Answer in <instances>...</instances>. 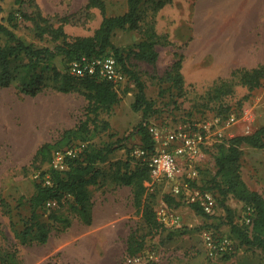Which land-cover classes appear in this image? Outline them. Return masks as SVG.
Returning <instances> with one entry per match:
<instances>
[{
	"label": "rangeland",
	"instance_id": "obj_1",
	"mask_svg": "<svg viewBox=\"0 0 264 264\" xmlns=\"http://www.w3.org/2000/svg\"><path fill=\"white\" fill-rule=\"evenodd\" d=\"M104 2L106 15L121 14L128 9L127 0ZM170 2L172 0L167 3ZM53 3L48 9L40 7L42 14L50 17L55 25L60 23L59 17H71V21L64 24L69 38L93 34L102 19L97 7L89 10H84V6L74 9L70 0ZM154 3L155 0H145L141 9L148 20L154 19L155 28L159 31L156 44L158 59L155 64L138 59L129 51L131 45L144 37L140 28L118 29L112 36L113 43L124 50L126 65L138 73L144 83L146 97L154 104L147 122L176 126L217 117L219 127L223 128L221 139L248 134L264 126V79L252 91L234 82L233 92L225 98V106L230 105L228 111L219 113L204 105L202 96L213 82L219 77L230 79V75H219L213 64L217 59L214 51L206 53L204 49L196 48L191 53L187 52V43L177 36L183 31H191L195 26L196 22L194 19L191 21L190 17L195 0H174L162 12L160 9L154 11ZM35 15L30 0H0V21L25 42L50 47L60 42L61 39L56 41L48 33H37L31 19ZM198 21L203 22L201 18ZM174 34L176 39L169 38V35L173 38ZM179 58L185 60L184 69L181 68L185 78L183 90L165 79L166 70ZM68 62L65 55H58L54 59V64L63 72H67ZM136 91V86L128 79L119 91L118 101L110 110L87 114V100L78 92H61L48 87L31 96L19 91L15 85L0 86L1 109L7 114L15 108L22 112L12 118L17 131L11 132L9 129L7 139L0 142V246L17 247L18 254L26 264H127L126 241L129 233L135 230L139 236L146 234L145 246L139 253L142 264H264L261 248L247 247L237 239H233L237 246L232 255L213 258L207 255L203 230L229 233L230 227L225 223L223 210L218 211L215 219L205 218L187 203H182L177 208L180 223L169 226L162 223L160 232L146 233L141 214L133 204L131 187L117 183L113 178L115 160L129 158L133 163L136 161L130 156V151L140 144V138L138 134L129 133L142 120V111L133 107ZM245 95L248 97L244 98ZM87 115L91 118V127L93 119L99 124L98 132L92 138L95 145L128 136L123 147L111 153L108 161L98 164V181L89 186L96 211L99 215L108 213V221L88 226L77 217L70 203L66 202L56 207V211L71 219L69 227L64 230L53 228L44 244H20L16 232L22 228L23 219L30 213L28 204L22 198L32 195L38 180L39 162L32 163L36 149L43 142L60 139L65 129L74 127ZM103 121L108 122L105 130L99 129ZM244 146L241 175L252 189L264 197V148ZM212 153L213 147L206 150L199 183L200 180L203 182L208 179L204 176L208 174L207 171L210 174L214 172ZM145 183L150 186L148 192L154 194L152 198L156 208L167 185L163 181L150 180ZM227 203L235 209L236 220L244 217L246 208L241 202L229 197ZM42 219L48 220L44 216ZM218 222L221 224L215 227Z\"/></svg>",
	"mask_w": 264,
	"mask_h": 264
},
{
	"label": "trees",
	"instance_id": "obj_2",
	"mask_svg": "<svg viewBox=\"0 0 264 264\" xmlns=\"http://www.w3.org/2000/svg\"><path fill=\"white\" fill-rule=\"evenodd\" d=\"M145 0H127L128 9L116 15H106L104 0H88L83 7L89 10L97 7L102 19L93 34L69 38L64 24L71 21L69 16L58 18L60 23L55 25L50 17L42 14L36 0H30L36 15L35 29L39 35L48 33L54 40L61 39L53 47L37 46L27 43L16 35L8 25L0 21V86L15 85L16 88L31 96L37 95L44 88H52L61 92H78L87 100L86 112L98 110H110L118 101L119 93L112 84L105 80H99L92 76L75 77L63 72L54 64L58 55H65L69 60L81 55H102L112 53L122 65L123 70L129 76V80L136 86L135 101L133 107L142 111V120L134 126L130 134H138L140 145L146 149H153V140L148 131L147 117L153 111V102L149 100L144 91V83L138 73L126 65L124 50L116 46L112 36L116 29L133 30L141 29L144 37L129 47L130 53L138 59L155 64L158 52L155 45L159 34L155 28L154 19L148 20L142 12V4ZM168 0H155L154 11L161 9ZM154 17V16H153ZM182 58L177 59L165 72L166 80L177 85L183 90L185 79L181 72ZM264 79V64L254 67H235L230 72V79L219 77L202 96L204 105L219 113L228 111L230 105L225 106V98L233 92L234 82L245 86L248 91L259 87ZM247 95H245L244 98ZM215 104L214 106H209ZM91 118L81 120L74 127L65 129L61 138L54 141L43 142L35 151L32 163L38 161L39 177L35 185V191L29 198H22L29 207V215L23 219V226L17 230L16 236L20 244H44L48 241L53 228L64 230L71 225V219L56 211V207L69 202L77 217L85 224L92 221L93 201L89 186L95 184L100 176L99 163L108 161L109 156L116 149L123 147L128 136L107 141L101 145H95L92 138L98 132L96 120L93 126L89 124ZM99 129L105 130L108 122L103 121ZM77 141L86 142L82 153L68 160L67 168L57 170L52 168V152L55 149L69 146ZM264 148V126L257 128L248 134H237L229 138H223L215 142L213 147V171L204 174L207 180L200 185L207 188L216 196L218 206L225 213V223L229 225V235L237 239L247 247L261 248L264 252V197L252 189L243 179L240 171L243 146ZM113 178L117 183L131 187L133 204L136 211L141 214L146 233L153 234L162 230L163 225L157 218L154 206L153 192H148L150 186L145 181H150V171L145 163L136 159L133 163L129 158L115 160ZM43 166H46L43 168ZM201 169V168H200ZM199 169L200 175L203 172ZM48 173L50 184L43 183V176ZM234 197L244 207L250 206L253 211L251 224L240 219H235V209L227 200ZM162 199L171 207L178 208L184 203L180 198L164 192ZM55 201V205L48 207L47 202ZM196 213L205 218L214 217L206 214L197 204L189 205ZM48 220H43L42 217ZM213 222H211L212 225ZM221 222H218L217 227ZM209 227V226H207ZM227 234V233H226ZM146 234L138 235L134 230L129 233L126 241V256L139 254L145 246ZM235 243V248H236ZM232 254H225L222 257ZM0 264H26L18 254L17 247L0 246Z\"/></svg>",
	"mask_w": 264,
	"mask_h": 264
},
{
	"label": "built area",
	"instance_id": "obj_3",
	"mask_svg": "<svg viewBox=\"0 0 264 264\" xmlns=\"http://www.w3.org/2000/svg\"><path fill=\"white\" fill-rule=\"evenodd\" d=\"M68 73L75 77L92 76L112 84L119 93L129 79L122 65L112 54L81 55L68 62ZM148 131L153 140V149H146L140 144L132 148L130 156L145 163L150 171L152 182H161L167 185L165 192L184 203L197 204L211 217H216L222 210L217 203L213 191L202 188L199 179V169L206 157V150L221 140L222 129L219 119L199 120L169 126L165 123H148ZM86 146V142L77 141L69 146L55 149L52 152L49 165L57 170L67 168L68 160L79 156ZM39 177V172L37 174ZM43 183L50 184L49 174L43 176ZM149 183V181H148ZM55 205V201L47 202V206ZM157 218L164 225L180 223L177 208L169 206L164 199H160L155 208ZM253 209L246 207V214L241 219L251 224ZM206 253L209 257L233 254L236 251L233 238L226 233L213 229L202 232ZM140 254L127 257V264H142Z\"/></svg>",
	"mask_w": 264,
	"mask_h": 264
},
{
	"label": "crops",
	"instance_id": "obj_4",
	"mask_svg": "<svg viewBox=\"0 0 264 264\" xmlns=\"http://www.w3.org/2000/svg\"><path fill=\"white\" fill-rule=\"evenodd\" d=\"M57 1L60 0H37L39 6L46 9L51 8L53 2ZM70 1L74 9H77L85 6L88 0ZM172 2L174 3V0ZM172 2L166 3L160 11L162 12L163 8L170 6ZM191 12V21L194 19L195 26L191 31H183L177 36L187 43V52L191 53L196 48H202L206 53L214 51L217 59L213 64L219 75L229 76L235 67L250 68L264 64V0H195ZM199 18L203 22H199ZM169 38L176 39L175 34L173 38L169 35ZM155 49L157 50L156 45ZM184 64L185 60L182 61V69ZM1 108L0 142L7 139L9 129L11 132L17 131L12 118L22 113L15 108L7 114ZM107 215L108 213L99 215L93 202L92 221L86 225L95 226L99 222L105 224L108 221Z\"/></svg>",
	"mask_w": 264,
	"mask_h": 264
},
{
	"label": "bare ground",
	"instance_id": "obj_5",
	"mask_svg": "<svg viewBox=\"0 0 264 264\" xmlns=\"http://www.w3.org/2000/svg\"><path fill=\"white\" fill-rule=\"evenodd\" d=\"M34 108V107H33ZM32 110V109H31Z\"/></svg>",
	"mask_w": 264,
	"mask_h": 264
}]
</instances>
